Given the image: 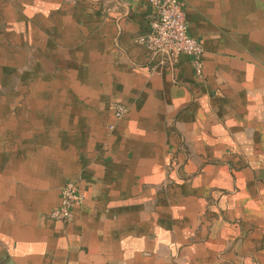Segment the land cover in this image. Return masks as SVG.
Wrapping results in <instances>:
<instances>
[{
  "label": "crops",
  "instance_id": "crops-1",
  "mask_svg": "<svg viewBox=\"0 0 264 264\" xmlns=\"http://www.w3.org/2000/svg\"><path fill=\"white\" fill-rule=\"evenodd\" d=\"M183 1L202 76L148 0H0V264H264V0Z\"/></svg>",
  "mask_w": 264,
  "mask_h": 264
},
{
  "label": "built area",
  "instance_id": "built-area-1",
  "mask_svg": "<svg viewBox=\"0 0 264 264\" xmlns=\"http://www.w3.org/2000/svg\"><path fill=\"white\" fill-rule=\"evenodd\" d=\"M154 12L149 19V30L139 38L153 54L162 55L174 61L180 55L191 60V67L197 76L203 73L204 48L189 35L186 6L183 0H148ZM127 108L115 106V114L122 117ZM79 185L68 182L62 190L61 206L55 209L51 218L56 221H70L74 208L81 203Z\"/></svg>",
  "mask_w": 264,
  "mask_h": 264
}]
</instances>
